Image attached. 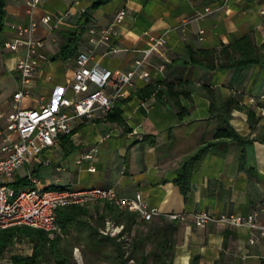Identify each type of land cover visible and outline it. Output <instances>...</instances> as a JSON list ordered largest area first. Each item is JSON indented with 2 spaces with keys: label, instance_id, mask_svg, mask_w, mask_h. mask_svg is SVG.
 Returning <instances> with one entry per match:
<instances>
[{
  "label": "crops",
  "instance_id": "1",
  "mask_svg": "<svg viewBox=\"0 0 264 264\" xmlns=\"http://www.w3.org/2000/svg\"><path fill=\"white\" fill-rule=\"evenodd\" d=\"M28 1L5 0V28L0 33L4 112L10 110L19 81L15 66L20 52L3 48L14 36L13 24L39 21L45 14L72 13L71 20L57 25L53 20L49 25L39 23L35 37L44 41L47 60L35 72L31 95L20 103L23 108L56 104L60 97L71 96L66 80L74 57L92 47L87 26L111 24L121 8L126 15L112 38L118 51L104 54L106 49L99 45L95 62L127 70L157 39L163 41L136 67L127 96L118 101L120 122L101 114L75 120L71 135L60 136L40 153L32 164L40 187L111 188L123 197L140 192L146 207L159 209L162 216L185 213V219L178 221L172 264H264V238L250 244L249 227L221 223L198 227L192 218L199 212L216 217L255 214L257 223L264 225V0H100L94 8L99 0H39L32 8ZM205 7L210 13L195 18ZM65 32H81L75 53L66 58L59 55ZM243 36L255 47L260 62L234 68L189 62L190 53L202 50H212L222 60L238 57L231 47ZM225 47L229 52H221ZM230 98L238 107L229 114L219 110ZM224 118L238 135L253 140L240 146L230 138L215 139ZM209 143L215 144L192 165L189 190L183 195L175 183L182 164ZM88 153L92 157L84 158ZM90 167L95 170L89 171ZM23 169L14 180L24 178ZM102 206L87 208L90 216L71 226L64 240L82 248Z\"/></svg>",
  "mask_w": 264,
  "mask_h": 264
},
{
  "label": "built area",
  "instance_id": "2",
  "mask_svg": "<svg viewBox=\"0 0 264 264\" xmlns=\"http://www.w3.org/2000/svg\"><path fill=\"white\" fill-rule=\"evenodd\" d=\"M38 2L39 0H30L27 5L32 8ZM210 11L209 7H205L203 12H196L194 17L202 18ZM125 15L126 10L121 8L116 11L111 24L87 26L88 41L92 47L78 51L74 57V67L66 80V88L71 91V96H62L56 104H43L38 108H23L20 105L23 98L31 95L35 72L47 60L43 51L44 41L35 37V32L39 23L49 25L53 20L54 25H57L71 20L72 13L65 11L55 15L45 14L39 21L30 20L27 24L11 25L14 36L3 43V48L20 52L15 66L19 81L17 90L11 96L10 110H0V229L25 225L43 230L47 240L52 241L64 234L56 218L57 208L105 203L120 210L134 212L143 221H150L155 217H163L169 221L185 219V213L162 216L159 209L147 208L140 192L131 197H123L111 188H42L32 170V164L42 151L53 146L60 136L71 134L75 120L83 121L93 119L98 114L106 115L116 102L125 98L128 88L133 84L136 67L162 44L163 41L157 39L149 49L143 51L142 60H136L133 68H101L94 61L95 48L104 46V54L118 51L112 44V38L117 35L116 25L123 21ZM141 77L146 79L143 75ZM250 102L253 103L254 100L250 99ZM91 157L90 153L84 156ZM22 167L26 168L24 178L27 184L15 188L11 183ZM94 170V167L89 168V171ZM7 179H11L10 182H5ZM192 218L198 227L207 223L247 226L253 230L250 244L258 238H264V225L257 223L255 214H221L216 217L207 212H199L193 214ZM122 229V225L106 220L100 233L115 236Z\"/></svg>",
  "mask_w": 264,
  "mask_h": 264
},
{
  "label": "trees",
  "instance_id": "3",
  "mask_svg": "<svg viewBox=\"0 0 264 264\" xmlns=\"http://www.w3.org/2000/svg\"><path fill=\"white\" fill-rule=\"evenodd\" d=\"M99 3L102 1L93 3L91 8L96 7ZM5 15V0H0V33L5 28ZM63 36L64 43L60 47L59 55L66 58L75 53L76 43L81 32H65ZM231 48L239 52L238 57L229 56L222 60L214 51L202 50L197 54L190 53L189 62L208 68H213L215 65L221 68H234L260 62L256 49L247 36L241 37ZM229 49L230 47H225L221 52L224 50L229 52ZM237 107V101L230 98L222 103L219 110L229 114L233 108ZM106 115L107 119L120 122L119 102H116ZM252 118V113L248 111V120L252 121ZM213 136L215 139L230 138L240 146L253 140L238 135L229 126L225 118L222 119ZM214 144L209 143L200 147L182 164L181 172L175 179V183L183 195H186L189 190L192 165ZM243 158L244 154L241 150L240 160L242 161ZM25 184V178L16 179L11 183L15 188ZM90 206L72 205L56 209V218L64 234L71 226L83 224L82 217L90 216L87 209ZM107 219H111L115 225L122 224V234L118 237L101 234L100 230L104 228ZM95 221L97 225L90 227L88 237L82 247V255L86 264H93L92 262L88 263L89 260L107 264H172L176 233L179 226L178 221H169L163 217L143 221L134 212L117 209L108 203L103 204ZM124 234L126 237L120 239ZM16 236L24 237L32 244V254L29 256L11 255V264H50L49 257L51 254L53 255L52 264H73L71 257L73 246L71 244H68L66 249L62 251L58 246L61 237L48 241L43 230L25 225L0 229V256L13 243Z\"/></svg>",
  "mask_w": 264,
  "mask_h": 264
},
{
  "label": "rangeland",
  "instance_id": "4",
  "mask_svg": "<svg viewBox=\"0 0 264 264\" xmlns=\"http://www.w3.org/2000/svg\"><path fill=\"white\" fill-rule=\"evenodd\" d=\"M56 63H58V62H56ZM99 66L101 68H104L103 64H100ZM40 155L41 154H39L38 156H40ZM23 168L24 167L18 169V171H17L20 175H22V173H23V170H24ZM10 180L11 179H7V180H5V182H10ZM107 220L113 222L111 219H107ZM119 225H122V224H118V226ZM122 231H123V229H122ZM122 231L116 233L115 236H111V237H118L120 234H122ZM64 237L65 236L63 234V236L61 237V240L59 242V245H58L62 251H64L68 245V240L65 241ZM125 237H126V235L124 234L122 237H120V239H123ZM75 249H77V251H75ZM13 253H20L23 256H29L32 254V244L26 238L21 237V236H16V238L13 240V243L9 247H7L5 249V251L3 252V254L0 256V264H7L6 260H9V256ZM26 254H29V255H26ZM71 257H72V261H73L72 263L73 264H86L85 259L83 258V255H82V248H80V247H72ZM52 261H53V255L51 254L49 257V263L52 264ZM91 262L93 264H107V263H97V262L91 261V260L88 261V263H91Z\"/></svg>",
  "mask_w": 264,
  "mask_h": 264
}]
</instances>
